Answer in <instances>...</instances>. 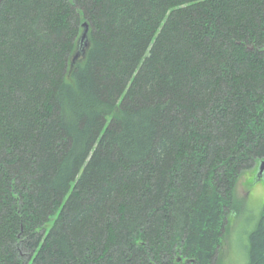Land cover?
<instances>
[{
  "label": "trees",
  "instance_id": "obj_1",
  "mask_svg": "<svg viewBox=\"0 0 264 264\" xmlns=\"http://www.w3.org/2000/svg\"><path fill=\"white\" fill-rule=\"evenodd\" d=\"M262 160L264 0H3L0 264H221Z\"/></svg>",
  "mask_w": 264,
  "mask_h": 264
},
{
  "label": "rangeland",
  "instance_id": "obj_2",
  "mask_svg": "<svg viewBox=\"0 0 264 264\" xmlns=\"http://www.w3.org/2000/svg\"><path fill=\"white\" fill-rule=\"evenodd\" d=\"M259 166L245 171L237 184L239 211L229 216L230 231L223 236L221 264H246L248 236L264 209V173Z\"/></svg>",
  "mask_w": 264,
  "mask_h": 264
},
{
  "label": "water",
  "instance_id": "obj_3",
  "mask_svg": "<svg viewBox=\"0 0 264 264\" xmlns=\"http://www.w3.org/2000/svg\"><path fill=\"white\" fill-rule=\"evenodd\" d=\"M2 2H3V0H0V8H1V5H2ZM83 25H84L85 29H84V31H83V33L81 35L80 40H79V51L75 55L74 59L78 58L80 54L84 55L86 46L88 45L89 26H88L87 22H85ZM263 173H264V160L260 161V163H259L258 176L260 177Z\"/></svg>",
  "mask_w": 264,
  "mask_h": 264
}]
</instances>
